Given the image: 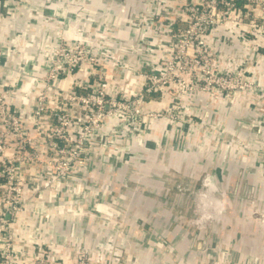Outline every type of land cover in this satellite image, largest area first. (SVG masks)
I'll list each match as a JSON object with an SVG mask.
<instances>
[{
  "label": "crops",
  "instance_id": "crops-1",
  "mask_svg": "<svg viewBox=\"0 0 264 264\" xmlns=\"http://www.w3.org/2000/svg\"><path fill=\"white\" fill-rule=\"evenodd\" d=\"M150 5L152 0H20L8 13L9 5L0 0L5 19L0 23V86L12 83V105L24 111L36 107L37 77L63 38L73 44L102 43L109 48L105 62L116 74L114 83L120 90L135 89L138 71L151 63L145 48L157 45L139 17ZM236 95L229 100L199 92L188 107L195 122L220 131L222 138L211 130L164 122L135 140L116 124L113 145H97L80 169L84 178L73 196L82 205L96 204L98 212L71 215L64 209L50 223L34 219V227H44L67 256L74 253L73 239L74 247L83 239L108 256L118 244L125 254L114 264H195L210 257L264 264V222L253 213L255 203L264 211V163L260 154L246 150L251 145L261 149L264 139L244 123L253 115L248 101H254L256 115L264 100L254 91ZM205 176L210 185L203 183ZM46 198L44 193L41 200ZM205 217V227L192 225Z\"/></svg>",
  "mask_w": 264,
  "mask_h": 264
},
{
  "label": "built area",
  "instance_id": "built-area-1",
  "mask_svg": "<svg viewBox=\"0 0 264 264\" xmlns=\"http://www.w3.org/2000/svg\"><path fill=\"white\" fill-rule=\"evenodd\" d=\"M5 1L8 13H13L10 10L20 2ZM152 3L148 13L139 17L148 26L149 39L157 45L147 44L145 52L151 63L138 71L135 89L120 90L114 83L116 74L105 62L111 57L109 48L102 43L73 44L63 38L55 44L47 69L37 77L40 89L36 107L24 111L12 105V83L0 86V264H114L123 260L125 251L120 245L115 244L112 256H108L107 250L92 249L83 239L76 247L71 240L74 253L67 256L62 243L32 222L39 219L50 223L65 212L75 215L84 209L94 215L98 212L96 204L82 205L83 201L73 196L78 194L76 183L84 178L80 169L92 160L97 145H113L116 124L124 125L122 133L135 140L164 122L173 128L183 123L185 129L195 126L204 132L211 130L216 138H222L220 131L194 121L188 107L195 93L213 92L211 95L230 100L237 93L254 91L264 100V0ZM3 15L0 11L2 25ZM216 19L239 25L235 38L240 51L233 65L211 67L219 57L210 49L203 53L194 49L195 40L203 39L210 29L206 27ZM196 27L201 30L199 35L195 34ZM197 67L204 73L197 74ZM248 102V113L253 115L244 123L264 139V103L255 115L254 101ZM255 147L246 150L254 157L255 152L260 154L264 163V143L259 150ZM247 171L246 166L243 177ZM203 183L210 185L208 176ZM94 190L98 193L97 188ZM44 193L48 198L43 201ZM97 198L95 194L93 199ZM46 202L50 204L44 206ZM251 202L255 203L253 197ZM253 213L264 222V211L256 203ZM205 218L193 219L192 225L205 227L209 220ZM195 264L240 263L229 257L220 262L210 257Z\"/></svg>",
  "mask_w": 264,
  "mask_h": 264
},
{
  "label": "rangeland",
  "instance_id": "rangeland-1",
  "mask_svg": "<svg viewBox=\"0 0 264 264\" xmlns=\"http://www.w3.org/2000/svg\"><path fill=\"white\" fill-rule=\"evenodd\" d=\"M185 26V24H183ZM198 26V25H196ZM208 29L204 35L203 39H196L194 44V49L196 53L205 52L211 50V54L219 57L216 64L211 67H224L226 64L233 65L236 61L235 56L240 51V46L236 41L235 34L239 28L236 21H225L216 19L214 23L209 24ZM200 29H195V34L199 35ZM197 74H203L202 68L197 67ZM214 94L213 92H210Z\"/></svg>",
  "mask_w": 264,
  "mask_h": 264
},
{
  "label": "trees",
  "instance_id": "trees-1",
  "mask_svg": "<svg viewBox=\"0 0 264 264\" xmlns=\"http://www.w3.org/2000/svg\"><path fill=\"white\" fill-rule=\"evenodd\" d=\"M240 3H242V1H239Z\"/></svg>",
  "mask_w": 264,
  "mask_h": 264
},
{
  "label": "water",
  "instance_id": "water-1",
  "mask_svg": "<svg viewBox=\"0 0 264 264\" xmlns=\"http://www.w3.org/2000/svg\"><path fill=\"white\" fill-rule=\"evenodd\" d=\"M257 216V214H255Z\"/></svg>",
  "mask_w": 264,
  "mask_h": 264
}]
</instances>
